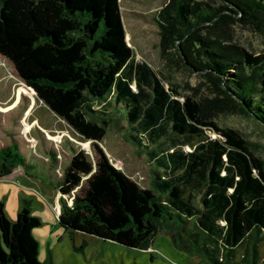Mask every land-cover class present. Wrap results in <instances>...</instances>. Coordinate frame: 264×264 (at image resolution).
<instances>
[{"label":"trees","instance_id":"1","mask_svg":"<svg viewBox=\"0 0 264 264\" xmlns=\"http://www.w3.org/2000/svg\"><path fill=\"white\" fill-rule=\"evenodd\" d=\"M120 1L0 0V56L36 93L20 81L14 103L21 93L35 95L92 142L113 125L147 157L144 212L128 208L127 218L115 225L95 201L67 206L61 198L62 213L84 209L106 237H129L115 242L142 251L165 233L208 264H264V159L240 130L219 125L194 94L166 87L164 72L137 59L125 39ZM215 1L220 4L169 0L156 12L161 58L174 55L201 72L222 111L230 109L264 131V49L254 53L233 42L222 20L205 35L198 31L226 9L245 22L264 20V0ZM12 87L10 82L8 98ZM16 168L28 173L38 166L13 140L0 148V179ZM85 246L83 241L73 248Z\"/></svg>","mask_w":264,"mask_h":264},{"label":"rangeland","instance_id":"2","mask_svg":"<svg viewBox=\"0 0 264 264\" xmlns=\"http://www.w3.org/2000/svg\"><path fill=\"white\" fill-rule=\"evenodd\" d=\"M205 1L213 6L220 4ZM168 2L120 1L125 39L137 59L164 72L168 76L166 87L177 85L181 94H194L219 125L240 130L255 144L256 154L264 159L263 129L230 109L222 111L220 101H214L217 94L212 84L201 72L188 69L174 55L166 61L161 58L158 26L152 18ZM223 13L231 17H224ZM241 17L226 9L199 25L198 31L205 35L222 20L221 26L233 42L254 53L262 51L264 20L245 22ZM183 39L177 43L181 44ZM20 81L12 64L0 56V148L15 140L38 166L28 173L16 168L11 177L0 179V256L4 258L0 264H31V259L38 263L49 259L53 264H208L202 257L177 247L168 234L159 233L155 237L147 250L153 255L150 258L142 250L115 242L129 237H106L86 210L63 214L61 198L67 206L91 199L97 210L115 225L127 218L128 208L137 214L147 210L150 189L147 157L125 141L113 125L100 142H90L35 95L31 98L21 93L14 103L22 85ZM10 82L15 93L8 98ZM83 241L86 246L82 251L73 248ZM261 250L264 254V245Z\"/></svg>","mask_w":264,"mask_h":264},{"label":"water","instance_id":"3","mask_svg":"<svg viewBox=\"0 0 264 264\" xmlns=\"http://www.w3.org/2000/svg\"><path fill=\"white\" fill-rule=\"evenodd\" d=\"M15 70V69H14ZM15 72H16V76L21 80V81H23L24 82V79L17 73V71L15 70ZM24 84H25V82H24ZM26 85V84H25ZM27 86V85H26ZM29 89H31L32 91H33V93L36 95V93H35V91L33 90V88H31V87H29V86H27ZM51 110V109H50ZM52 111V110H51ZM53 112V111H52ZM57 117H59L60 118V116L59 115H57L55 112H53ZM84 140H86V139H84ZM86 141H88V140H86ZM90 142H92V141H90Z\"/></svg>","mask_w":264,"mask_h":264},{"label":"crops","instance_id":"4","mask_svg":"<svg viewBox=\"0 0 264 264\" xmlns=\"http://www.w3.org/2000/svg\"><path fill=\"white\" fill-rule=\"evenodd\" d=\"M151 249V248H150ZM149 250V249H148ZM143 252H145V253H148L149 254V256H150V258H152L153 257V255H152V253H150L149 251H143Z\"/></svg>","mask_w":264,"mask_h":264}]
</instances>
